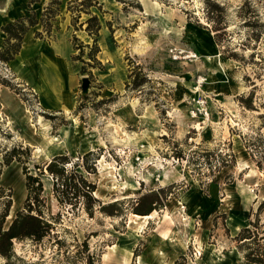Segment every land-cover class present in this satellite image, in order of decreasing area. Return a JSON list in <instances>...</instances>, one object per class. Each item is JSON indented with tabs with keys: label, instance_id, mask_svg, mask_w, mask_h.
Returning <instances> with one entry per match:
<instances>
[{
	"label": "rangeland",
	"instance_id": "374dc122",
	"mask_svg": "<svg viewBox=\"0 0 264 264\" xmlns=\"http://www.w3.org/2000/svg\"><path fill=\"white\" fill-rule=\"evenodd\" d=\"M7 1L3 14L8 17L18 16L26 5V15L34 13L40 19L51 0H0V11ZM53 1L57 14L50 20V33L40 23L35 33L51 40L59 32L57 26L67 23L60 30L68 34L63 38L67 49V38L71 40L72 60L80 51L74 47L81 45V60H73L80 78L77 81L72 70L64 75L62 94L63 100L75 102V108L57 112L41 106L34 92L13 76L10 63L0 61V212L8 196L11 200L4 227L25 198L23 167L36 175L35 165L57 155L69 158L67 169L77 163L76 171L96 187L93 197L102 204L121 203L115 212L123 213L111 217L95 207L89 218L81 206L57 204L52 178L45 173V213L60 215L55 233L63 247L58 253L50 239L39 247L17 245V253L37 262L41 253L45 264L66 256L71 264H83L72 255L75 244L87 237L91 250L100 252L101 264H164L170 254L175 257L172 264H236L240 254L233 238L264 199V174L244 154L241 139L260 124L258 112L236 101V96L250 91L248 77L256 86L254 105L264 103V38L256 49L250 42L242 46L246 30L238 10L248 2L264 24V0H213L224 9L228 33L223 47L212 40L205 0H93L87 8L83 0ZM91 16L100 26L96 35L86 31ZM4 38L0 32V48ZM93 44L99 50L97 62L88 57ZM225 47L244 61L224 59L219 51ZM255 51L259 54L249 57ZM207 55H218L220 73ZM83 67L86 73L81 75ZM132 71L148 79L139 90L127 87ZM82 77L90 82L86 98L80 91ZM2 79L20 87L26 100ZM200 98L206 101L208 118L191 113ZM197 145L201 151L231 147L235 163L211 173L202 161L199 165L191 160ZM14 148H28L29 154L18 151L20 161L14 158L5 165ZM175 150L181 151L182 159L172 156ZM90 151L98 156L93 173L81 166L82 156ZM87 161L91 164L92 157ZM170 184V196L150 219L130 212L140 193Z\"/></svg>",
	"mask_w": 264,
	"mask_h": 264
},
{
	"label": "trees",
	"instance_id": "16d2710c",
	"mask_svg": "<svg viewBox=\"0 0 264 264\" xmlns=\"http://www.w3.org/2000/svg\"><path fill=\"white\" fill-rule=\"evenodd\" d=\"M92 1L83 0V7L92 6ZM53 3V0L49 2L40 19H36L34 13H31L30 15L6 22L0 27V32L5 35L3 45L0 48V61L3 64L9 63L19 52L22 39L29 28L40 23L43 31L46 34L50 33V20L57 14L54 10L55 8L53 9L52 7ZM204 3L206 5L205 19L210 24V30L213 33L212 40L217 47H223V37L228 33L225 30L226 25L223 22L224 9L213 0H205ZM238 16L243 21L242 24L246 30L245 42L242 43V46L245 48L250 42L253 43L252 49H256L262 44L264 38V24L261 22L259 14L251 4L244 2L238 10ZM86 24V31L89 34L93 33L96 35L100 29L96 17L91 16L88 18ZM40 35L39 32L35 33V37L37 38ZM74 49H79L80 51L78 55L73 57V60H81L83 53L81 45L74 47ZM98 51V48L93 44L88 53L89 59L97 62L95 55ZM219 52L226 60L244 61L241 55L235 51H230L228 47L222 48ZM254 54H259V52H252L249 57L253 58ZM79 73L81 75L85 74L86 68H80ZM260 77L261 75H257L256 79H260ZM128 79L131 80V83L127 84V87L132 90H139L144 83L148 82L144 74L139 75L138 73V76H136L133 71L129 74ZM246 79L252 87L247 95L236 96V101L243 109L250 112H258L256 118L260 121V124L256 128L251 127L249 132L241 135L243 152L255 168L264 174V112L260 113V109H264V103L259 106L254 105L256 86L248 77ZM1 82L6 86H13L12 88L23 96L20 87L15 86L9 80L2 79ZM82 98H86V96H82ZM200 147L201 145H197V148L191 151L190 158L194 164L200 165V161H202L210 169L211 173H214V170L218 172L219 169L226 167L228 164L235 163V155L232 153L231 147L223 150L204 151H201ZM18 151L25 154V156L29 154L28 148H14L10 153L11 156L6 157L4 164L8 165L14 158L20 161L16 155ZM172 156L176 159L183 158L180 150H175ZM89 157H92L91 164L87 161ZM94 159H98L97 154L91 151L85 153L82 156L83 162L81 166L87 172L93 173L95 169L93 165ZM70 163L71 161L66 155H57L41 166L35 165V169L37 170L36 175H32L26 167H23L22 172L25 175L24 186L26 194L21 209L14 213L6 227H4L5 219L11 206L9 196L0 212V264H45L42 261L43 255L41 253H37L39 262L31 261L24 255L18 254L16 246L23 245L24 243L39 247L44 241L52 239L58 248V253L61 252L63 240L55 233V225L60 223V215L47 216L45 213L46 200L43 196L44 188L41 179V176L45 173L49 174L52 178V193L57 204L70 205L78 209L81 206L89 218L93 217L95 207L107 216H118L119 213L122 215L123 212L121 211L119 213L115 212L116 207L121 203L113 201L102 204L99 199L93 197L95 185L76 171L77 163H72L71 168L67 169V165ZM172 187H174V184L140 193L132 201L130 212L135 215L146 216L154 210L161 209L164 202L170 196ZM2 192L3 188L0 187V194ZM233 241L235 242L237 252L240 254V260L236 264H264V199L259 202L256 211L254 213L251 212L248 223L239 229ZM75 249L76 251L72 255V260L79 259L83 264H101L100 252L91 250L87 237L81 243H76ZM71 263V259L69 260V257L66 256L64 259L57 260L56 263L52 264Z\"/></svg>",
	"mask_w": 264,
	"mask_h": 264
},
{
	"label": "crops",
	"instance_id": "0c3cea01",
	"mask_svg": "<svg viewBox=\"0 0 264 264\" xmlns=\"http://www.w3.org/2000/svg\"><path fill=\"white\" fill-rule=\"evenodd\" d=\"M7 4L8 1L4 2V6L0 11V25L12 21L16 17L25 16L28 12L25 5L18 16L8 17V13L3 14ZM66 25L67 23L57 26L59 32L56 31L55 35H51V40L35 37L34 33L39 30L38 26L29 29L22 39L19 52L9 62L10 69L16 80L25 84L32 93L34 92L33 94L37 96L41 106L50 111L65 112L75 108L74 101L70 102L62 99V94L66 91L64 89V75H67L70 70L76 74L73 69L71 40L67 38L71 45V49H67L66 43H63V38L64 35L67 36L68 34L60 30L65 28ZM79 78L78 75L77 81ZM76 86L77 82L75 83V88ZM71 91L74 93V89ZM167 245L170 246L169 243ZM170 255L165 257L164 264L173 263L175 257L171 259L169 258Z\"/></svg>",
	"mask_w": 264,
	"mask_h": 264
},
{
	"label": "built area",
	"instance_id": "2783aa9c",
	"mask_svg": "<svg viewBox=\"0 0 264 264\" xmlns=\"http://www.w3.org/2000/svg\"><path fill=\"white\" fill-rule=\"evenodd\" d=\"M195 106H194V109L191 111V113L194 115V116H202L204 118H208L209 117V111H208V108L206 106V101L202 98L200 99H197L195 101Z\"/></svg>",
	"mask_w": 264,
	"mask_h": 264
},
{
	"label": "bare ground",
	"instance_id": "6f19581e",
	"mask_svg": "<svg viewBox=\"0 0 264 264\" xmlns=\"http://www.w3.org/2000/svg\"><path fill=\"white\" fill-rule=\"evenodd\" d=\"M206 60L211 62L213 64L214 67H218V72L220 73L221 71V68H220V60H219V57L218 55L217 56H211V55H207L206 57ZM152 217V215H146V216H143L142 218L143 219H150ZM184 222H185V225L184 226H188L189 225V220L187 218L184 217ZM186 242L183 241L182 242V245L185 246ZM124 264H127V261L124 263Z\"/></svg>",
	"mask_w": 264,
	"mask_h": 264
},
{
	"label": "water",
	"instance_id": "95a60500",
	"mask_svg": "<svg viewBox=\"0 0 264 264\" xmlns=\"http://www.w3.org/2000/svg\"><path fill=\"white\" fill-rule=\"evenodd\" d=\"M89 79L87 77H82L81 78V83H80V91L81 95L85 96L88 93L89 90Z\"/></svg>",
	"mask_w": 264,
	"mask_h": 264
}]
</instances>
